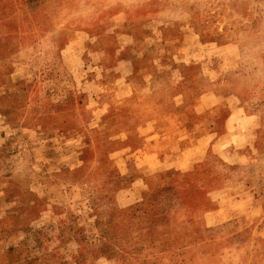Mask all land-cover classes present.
<instances>
[{"label":"rangeland","instance_id":"obj_1","mask_svg":"<svg viewBox=\"0 0 264 264\" xmlns=\"http://www.w3.org/2000/svg\"><path fill=\"white\" fill-rule=\"evenodd\" d=\"M0 264H264V0H0Z\"/></svg>","mask_w":264,"mask_h":264},{"label":"crops","instance_id":"obj_2","mask_svg":"<svg viewBox=\"0 0 264 264\" xmlns=\"http://www.w3.org/2000/svg\"><path fill=\"white\" fill-rule=\"evenodd\" d=\"M245 117H249V116H245ZM171 155H173V154H171ZM194 160H195L194 157L186 158L185 154H182V155L178 156L176 158V160L171 163V167L182 170L183 166H188L189 167V164L194 162ZM153 163H155V162H153ZM159 163L160 164L163 163V165H164L166 163V160H162ZM160 166H162V165H160Z\"/></svg>","mask_w":264,"mask_h":264}]
</instances>
